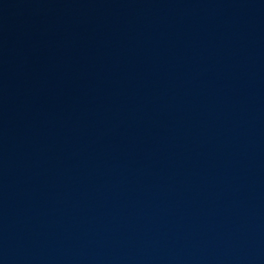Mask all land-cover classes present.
<instances>
[{
  "label": "water",
  "instance_id": "95a60500",
  "mask_svg": "<svg viewBox=\"0 0 264 264\" xmlns=\"http://www.w3.org/2000/svg\"><path fill=\"white\" fill-rule=\"evenodd\" d=\"M0 264H264V0H0Z\"/></svg>",
  "mask_w": 264,
  "mask_h": 264
}]
</instances>
